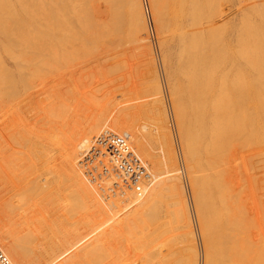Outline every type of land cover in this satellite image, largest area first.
Wrapping results in <instances>:
<instances>
[{"label":"bare ground","instance_id":"6f19581e","mask_svg":"<svg viewBox=\"0 0 264 264\" xmlns=\"http://www.w3.org/2000/svg\"><path fill=\"white\" fill-rule=\"evenodd\" d=\"M40 1L41 0H0V215L2 216V218L5 217V219L9 217L11 220H13V218L16 217L14 221L15 220L16 222L19 221L17 224L16 223L14 224V227L16 230L15 236H13L14 234L10 235L11 232L9 231H8L9 233H7V231L5 232V230H3V226L0 224V248L1 250L5 253V255L10 259V261L13 264H26L23 260L25 259V257L27 256L29 257V255H31L34 258L33 262L35 264H96V263L99 264L98 262H101L100 259H102L103 261V259L105 258L104 253L102 254L105 248L101 247V244L104 241L100 244V242L103 239H105L104 237L101 238L102 235L105 236V234H107L109 231H110L109 234L111 233V231L115 233L117 229L120 230V229L129 228L128 230H130L132 226H134V228L136 229L137 226L135 225H136L137 220L139 219L142 220L143 218L146 217V220L150 225L149 226L147 224L145 225L146 227L144 226V229H148L145 231L147 232V234H149L146 236L147 239L146 238H144L146 240L143 239V237H145V234L142 233L143 229L140 230L141 232H139L138 230V232L140 234L142 233V236L144 235L142 237L143 242L148 241V240L150 241V242L143 243L144 246L149 247L150 246L149 243L152 244L154 239L152 238L153 239L152 241L148 237H151L150 236L151 234L153 235L163 228L164 225H162V223L168 219V218L167 219L164 218L167 214H169L167 217H170L171 219L173 217L174 221L178 223L177 224L178 226L177 225L176 226L178 230L179 229L182 230L183 239L185 243L193 242L195 238H193L194 233L192 231V228L190 227V224H191L190 223V212H189L190 210L188 208V206H190L192 203L190 202L191 203L190 205L186 204L185 199H184V197H187L185 196L186 191H184L183 186H181V183H182L180 181L181 179L179 180V178L175 177L174 175V173L176 174L178 167L176 169L174 168L175 170L171 168V167H176L178 165H175L176 158L175 156H173V152L169 151L170 149L169 147L173 145V143L171 144L170 139H173V138H171L170 136L171 132L167 131L166 129L167 127L162 126L159 128L160 130L155 129L153 131L154 135H152L151 134L152 132H150L149 127H147L148 129H145L147 125L145 126L143 124V126L145 127L141 126L138 123V118L129 114L130 112L127 113L128 111L127 108H123L121 109L120 112H116L112 115H109V114L105 116L103 115V116H100V117H97L91 120L87 125H84V127L78 130L76 133H74L73 135L71 134L70 138L68 137L69 139H66L65 144L58 143L61 137L60 135L64 133L60 129L61 124H62L61 118H60L62 117L60 116V109L54 106V99L52 95H47V93L44 92L42 88L38 87V85H41V82L40 83L37 82L38 77H40L41 73L45 69H47L50 66L56 65L59 61L72 58L71 56H73V54L76 56L77 54L80 53L82 54L81 56H86L88 55L89 52H90L89 54H92L95 51V50L93 51L94 49L93 46L96 43V34H98L97 32L101 31L100 30L101 28L99 29V27H97V25L100 23L98 22L95 23L96 19H93L94 17L93 13L102 11L100 9L98 11L94 10L95 12L92 11L93 7L98 6L97 4L100 5L101 2L102 3L104 2V5L105 3H107L108 6L110 5L114 9V11L112 10L114 12V17H113L114 19H110L109 18L110 14H109L107 16L109 19L108 18L107 20L104 19L105 20L104 22H107L109 20V23L107 22V25H105L106 23L103 25L102 24L103 22L101 21L102 31L104 29L103 26L104 27L110 26L111 25L110 20L111 21L114 20L113 21L114 23H112L114 25V29L111 28L110 30L111 31L114 30L118 34L119 32H122L124 29H128L129 34H130V39H134L135 40L134 42H137V43L147 39L145 37L139 38L140 35H138V33L140 31H144L146 33V28L147 27L149 28L152 26V23H153L152 17L150 21L151 25L147 26L144 16H143V11H142L140 0H101V2L99 3H95V4L88 3V5L85 3L87 0H84L85 2L83 1L82 3H81L82 1L81 0L80 3L81 5L83 4L82 5L83 8H81V6L78 4L74 5L78 3L77 0H75L76 3H73L70 0L69 1L65 0V2L67 1L66 3L70 2L68 3L69 5L73 3L72 5H74L75 8L80 6L79 8L84 9L85 12L84 11L79 12L78 10L74 12L73 10L74 8H72L73 11L71 10V7L70 9L68 8L69 12L72 11L76 15V16L74 15V17L76 18L74 19V21H72L73 19L71 17L73 16V13L70 12L71 13V17H70V15H66L68 11L67 10L66 13L62 17H60L62 19L63 17L65 18V24H64L63 21L59 18L60 15H58L57 17V14H60V11H59L60 7L57 8L56 7L57 5L53 0L52 1L54 3H51V4H54V6H52L51 9H49L50 10L49 12L47 11L48 10L47 8H46L47 12L43 10V8L46 7L45 5H47L45 4V0H44L43 5H41L43 1H41L42 3H40ZM48 1L46 3H48ZM52 1H49L48 4H50V2ZM61 1L58 2L57 0V3L61 4ZM150 1H151V4L149 3L151 7L150 10H152L153 12L152 13L149 12V13H150V16H153V18L155 17L154 18L155 23L153 24H154V27L156 26L155 30L158 29V31L156 32H160L159 29H162V30L164 29L163 24H164L165 19H167L165 18V16L168 17L170 15L173 16V19L170 16L169 17L170 19L167 21V24L171 22L169 23L171 26L174 25L173 22L170 21L171 19L173 21L175 19L176 22L179 21L180 19L182 20L181 23L180 21L179 23L177 22L179 24L178 27L174 25L177 27L175 29L173 28L174 32L175 30L177 31L179 29H182V30L184 29L183 33H182V30H180L181 33L179 34L178 38L177 36H175V38H177L175 42H177L178 40L179 43L178 42L177 43L180 45L178 50L181 49V51L179 50L180 52H178V50H176L177 48L176 47L174 48L178 54L177 55L176 52H175L176 55L174 54L177 57V60L175 61V63L173 62L174 61L173 59L174 58L176 59V57L174 56L173 58V54H172V50L174 49L168 45L172 43L171 45L173 46V42H170L171 37L170 36H169L170 38L168 37L169 34L172 36L173 33L169 32L170 30L167 29L168 25H166L165 26L167 27L166 30H169L168 31L169 33L167 32L168 33L167 38H169L168 39L169 42L166 40L168 43L164 42L165 39L162 40L165 35H162V33H160L161 36H163V38L161 39L162 44L165 43V46L168 45L167 47H165L167 49V52H166V49L163 47L166 54L165 55L163 54L164 55L163 56L160 53L161 54L160 58L165 57L164 65L165 63H167L168 67L167 66L166 67L167 69L169 68L168 70H170V71L167 70V72H170V75L167 74V76L170 77L169 81L171 79L170 84H169L171 87H169L166 82L167 85L165 86V88L167 87V90L166 89L165 90L167 92L169 91L170 96L168 93L167 95L169 96L168 99H170L172 103L171 107L170 106L167 107V108L172 109V111H170L171 115L168 113L169 109L166 110V108L164 107L166 104L165 105L162 104L163 107L160 105V108L162 107L161 109L163 111L162 118H163V121L164 120L166 121L169 119V115H170L173 121L176 123L175 127L176 128L178 127V134L181 137L179 139L182 140L181 143L183 146V148L181 146L182 150L180 148L178 149H180L181 152H183V154L181 153L183 155L182 158L184 157V160H186V163H187V165L185 164L184 165L187 166L189 175L187 173H184V174L188 175L187 179H189L190 177L189 180H191L192 189L190 188V190H192L191 192L193 195H190L192 197L190 198L192 199L191 200L192 202L194 199L195 209L194 207L192 208L193 210H196V211H193V214L194 212H195L194 215L197 214V216L195 217H197L198 220L195 217L193 218H195L197 223H199V224H196V226L197 225L200 226L199 229L201 233L200 234L201 236H199V238L201 239V241L199 240L201 242L200 243L201 244L200 254L198 253V250L196 249L195 245L191 243L190 249L188 248L189 254L188 253L186 254L187 258L183 259L184 263L183 261L182 263L183 264H264V250L262 251V249L258 247V250H259V254H258V253H254V250L252 248L255 243H258V241L256 240L254 243H252L254 241V240L251 241L252 237H249L250 241L246 240L249 238L245 234L247 237L244 235L246 237V238L244 237V239L247 242L246 244H244L245 240L241 239V236L238 235L236 232V231L239 232V230L237 229L240 226H244V224L241 225V223H243V219L245 217L244 214H246L245 209H244L245 211L244 213L243 209L241 210L240 208L239 209L241 210L240 212H243L241 213L242 215L240 216V213H239L237 214L235 219H232L233 221L230 220L232 215L233 214L235 215V213H233L235 211V206L236 208H238L237 207L238 204H237L234 206V211L232 210L233 204H235L236 199H238V197L236 196L237 194L234 195V193H239L242 191L234 192L233 191L234 187L232 186V184H230L231 186L228 185L229 184L228 180L229 179L230 181H235V180L232 178H229L230 175L228 177L229 179L228 178L225 179V177H227L228 175L225 174V177L223 175L224 179L228 183L226 184L228 185L227 190L231 191V189L229 188H232V191H233L232 197L235 196L236 198L235 201L233 198H231L233 199L234 203L232 201L230 203L229 197L231 196H229V192H226L227 186L224 184L226 183V181L223 178H220L219 176L224 171L222 172L214 171L215 167L218 166L216 162L218 163L221 162V160L220 162L216 161L217 158L221 156V158L223 159L222 157L223 155L222 154L218 155V153L220 151L222 152L223 149H224L223 150V153H224V151L226 150L225 148H223L222 150L220 149L223 146L228 147V145L225 146V143L234 145V143L233 144L229 143L227 135L229 136L230 133L232 134L234 133L239 138L242 137L243 140L244 138L250 139L251 141L255 143L253 139L260 138V136L257 137V135L260 133H264V108L257 106L258 105L257 101H259L260 98L258 100L256 99L255 92H253L252 90V85H251L252 82L250 83V80H249V76L251 74L250 73L251 71L249 70L250 69L253 70V69L252 67L250 68V63L248 61H245L246 59H248L247 57L252 56L254 54H257L259 56H261L262 54L264 57L263 29H260L259 26H257V24H255L256 26H253L254 24L253 25L250 24V22L246 20L247 18L245 19V21L243 20V24L241 26L242 31L237 37V42H236L237 43L236 46L240 47V49L235 51L232 49V46L230 44L232 43V41H228L226 39L228 35L232 34V33L229 34L228 31H230V29L234 27L233 26L230 27L232 25V22H230L231 25L226 23L230 25L229 30L226 31L228 33L227 36L225 35L227 33L224 30L223 31L225 33L223 34L225 36H223V34H220V35L218 34V36H214L215 33L213 31H209V35L212 34V32L214 33L211 35V39H210L211 44H210V51H209V49H207V45L209 44L210 41L206 38L205 33H203V31L201 30V26L199 27L198 23L205 22L209 18V16H210L209 19L211 20H207V22L215 23V20L219 21L224 16L222 15L221 10L218 8L219 6L215 8L216 2H217V5H219L218 1L216 0H206V1H202V0H183L182 1L180 0L179 5H183L182 6L183 10L181 9L182 8L181 6L180 8H177V9L176 7L173 10L171 9L172 11H175V9L177 11L181 9L179 15L177 11L175 13L173 12L172 14L167 13L170 11H165L167 13V14L165 13V16L164 15L161 16L163 14L162 11H161L162 14L160 13L161 15L160 14L158 15L159 12L156 11L157 9L156 3L158 1L155 2V4L153 2L155 0H150ZM221 1H219V3ZM161 2H162L161 8H165L166 6L169 5V1L167 3L168 5L164 1H161ZM203 2H205L206 5H203L204 4ZM228 2L229 1L226 2V0H224L223 3H228ZM248 2H249L248 6L252 7L251 9H253L255 6H256L255 9H257V6H260V8L262 6L263 10L259 12L264 13V0H248ZM164 3L166 4L165 7H164ZM223 3L221 6L224 5ZM39 5L44 6V7H41L40 12L39 10L36 11L39 8L38 7ZM172 6L173 5H170L171 8ZM201 6H203V9ZM54 7H56L57 11L59 12L56 15H54L56 16L55 18L58 21L56 19L54 20L52 19L54 18V16L52 18L51 16H49L52 14V12L56 11ZM205 7H207L208 14L206 12L207 10ZM102 9L104 11V8ZM165 9H168V7H166ZM201 9L202 11L206 10L205 12L207 15L205 14V12L202 13ZM61 10H64V9H61ZM26 11H29V12H26ZM103 11L97 14L103 15L105 14V12H107V10H105V12ZM246 11L248 12L250 11V9ZM41 12H42L41 17L43 13H48L47 15L44 14V17L47 16L45 18L49 19L50 21L53 20L52 23H54V21L55 22L57 21L55 23L57 24L59 20L65 26H67V24L69 23H73V29L72 28L70 29L69 26L66 29H64L65 26L63 28V25L61 27V24L59 23L58 25L64 30L58 32L57 31L58 28L56 26L55 30L57 32H55V30H52L55 28L54 27L55 25L53 26V28H51L52 25L49 24V22H47L48 20L45 21L44 17H42L44 21L41 20V17H39V14ZM154 12H157V15L159 17L154 16L156 15ZM107 13H109V11ZM202 14L208 17L202 18L201 16ZM98 15L96 16V18L99 17ZM66 16L70 17L71 19L70 22L69 21L67 22V20L69 19L68 18L66 19ZM79 16H80V21L78 22L77 20H79L78 19ZM160 16L164 17V21ZM231 16H229V18H231ZM176 17L180 19L178 20ZM159 18H161V22H159V24L163 22L162 24L163 26L159 25L160 28L157 26L158 25L157 23L159 21L157 19ZM201 18L203 19V22ZM204 18L206 20H204ZM261 20H263V23H264V15H262V19H260V21ZM39 21H42V22H39ZM75 21H77L76 23H79L77 24L78 26L77 28H76V24H74ZM196 21H198V23ZM227 21L228 20H226V22ZM45 22H47V25L51 26V27L48 26V28L50 27L51 31L52 32L54 31V33H52L50 30L48 31L47 29H44L46 27L43 28L42 26H40V23L42 24L44 23L46 26ZM226 24L224 22L225 27H226ZM200 25H203V24H200ZM60 27H59V30L61 29ZM70 27L72 26L70 25ZM96 27L99 29V31H97L98 29ZM67 29L69 30V32L70 31L73 32L74 29H76L74 33L76 32L78 35H75L76 33L75 34L72 33L74 37L73 35H71V33L67 35V33L65 32V31H68ZM77 29H81L82 33L79 34V31L77 32ZM105 29L104 31H106ZM107 30H108L107 33L100 32L102 35H104V37L102 35L100 36V37H103L100 39L101 41L102 39L105 38V36H109L108 33H111L109 29ZM62 32L65 33V34L63 33L64 35H67L66 38L69 37L71 40L64 39L65 36L63 37V34L62 36L58 35L59 37H62L63 39L59 38L58 36L56 37L53 35L55 33L60 34ZM99 35L100 34H98L97 36ZM111 35L114 36L113 34ZM153 35L156 36V34H153ZM159 36L160 35L158 34L157 38ZM173 36H172V41L173 39L175 40ZM97 40H98L97 42H99V39ZM101 41L99 42V44L101 43ZM157 43L155 42V44L157 45L156 49H161L162 46L159 47ZM178 44L176 46H178ZM90 45L92 46V50L90 49L91 48ZM138 45L139 47L142 46V44H138ZM144 46L146 45H143V47ZM247 46L249 47L247 48ZM84 52L86 53L83 55ZM99 52L101 51L98 50V53ZM105 54H108V53H105ZM149 56H150L149 64L151 63L150 67L152 68L150 70L151 77L153 80L152 86H154L155 90H153L154 89L153 87H152L153 89L152 88L151 89L154 91V94L156 92V96L159 97L158 93L162 91L161 85L163 83L160 85L159 80H158V75L154 67L155 65L152 62L153 58L151 59V54ZM75 58L77 59V57ZM162 60L160 61L161 64H162ZM263 63H264V60H263ZM251 65H253V67L256 68L255 67L256 64L251 63ZM248 72L250 74H248ZM161 73H164L165 75L166 74L165 69L162 70ZM165 77L166 76H164L163 80L166 79ZM168 87H169V90H168ZM255 88L257 87L255 86ZM262 90H263V87H262ZM261 93L262 92H260L259 95H261ZM160 97L162 96L160 95ZM155 98L156 97H154L153 103L156 102L157 100V99L155 100ZM153 103L151 102V106H154V104H156V103L154 104ZM158 104H160V100ZM156 110L158 112V108L157 109L155 108V111ZM157 112H154V113H157ZM158 114L157 116H160L161 113L159 115ZM157 116L155 114V117ZM158 124L160 125L159 120H158ZM101 128H107V130H110L115 133L128 134L130 136V142H131L132 148H135V150L138 152V155L144 158L147 164L151 165L150 169L152 168V170L154 171L153 174H157L156 176H153L151 174V176H153V179L154 177L155 179L156 178L158 179L155 180L156 181L155 183L153 181V183L149 185L143 197L138 198L133 193H126L123 197L115 196V197H110L109 199L105 200L101 198L97 189L91 184H89L84 178V176L82 175V172L80 171L79 166H78V161L80 160V156L82 155V152L84 150H87L88 148L87 146L91 143V140H92L91 136L97 133L99 134L101 131L105 130ZM262 137L263 138H260V139H264V136ZM151 139H154L155 140L154 143L157 144L158 147L163 150L162 154H160L161 150H159L160 152L158 153L160 155L153 154L150 151V149L148 148V145H149L148 142H150ZM260 139H258V141ZM230 142H233V140ZM247 143H250V141ZM261 143L258 142V144L260 145ZM256 145L254 144L253 146H256ZM242 147H244V145H242ZM245 148L247 149V147ZM229 149L230 147L228 148V150L225 151L226 152L225 156H227L226 154H227V151H229ZM233 149L231 152H233ZM55 153H57L56 157H54ZM178 153H180V151H178ZM261 154L263 155L264 153L261 152ZM261 154L258 155L260 159L263 158ZM258 156H256L255 159H257ZM227 159L225 160L224 158L226 162H227ZM180 160L183 161V159H180ZM225 161L224 163L221 162V165L222 164L226 165ZM249 161L250 160H248V162ZM183 163H185V161H183ZM252 163H253V160H252ZM262 163L264 164V159H262ZM255 164H256V161L254 165ZM225 165H222V166H225ZM228 165L230 164L227 162V167ZM260 165L262 164L260 163ZM185 166L184 168H186ZM57 167L65 169L66 171L65 175L68 176V179L70 181V185L72 188L71 191L79 198V200L82 201V203H90L91 206L95 208L99 213H104L106 217H108V221L110 223L111 222L115 223L116 227H113L112 225L108 229L106 228L107 230L104 229L106 231L98 232L99 235L97 234V236L99 237H94V239H92L93 238L92 237L91 238L92 240H90L89 242H86V237L88 236V235L86 236L87 232L84 233L85 234L84 235L81 230L86 231L88 224H86V229H82L83 226H80V228L82 227L80 231L78 230V228L73 226L74 224H76L74 223L75 222L74 218L76 217V220H79V218L77 219L78 216L77 215L75 216V214L77 213L74 212L76 210L74 207L77 205L74 204L73 205L74 207L72 205H69L70 207L60 206V209H59L60 213L58 214V217H57L58 225L62 226L63 228H66V226L69 224L67 220L70 218L71 215H73L75 217L71 216L70 218L71 220L74 219V222L71 221V223H74L72 224L73 229H70L71 228V226L69 227V225L71 224L70 223L68 225V228L70 230L66 228L64 229L63 232L61 231L59 232L60 236L56 234L54 238H49V233L52 231L51 226L49 223L46 222L45 219H42L43 218L42 216L40 218L39 214L36 213L37 207L33 204V201L38 198V195H42L43 197L50 198L53 194L57 193L54 189H50L51 183L56 182V180L58 181L59 174H60V177L61 175H63V173L61 172L54 171L53 173L52 169H55ZM167 167L168 169L171 168V170L169 169L168 171H166L165 169L166 172L163 171L164 168H167ZM222 168L223 169L221 170H229V169H226V167H222ZM204 169L207 170L208 173L206 172V174H203L202 172L205 171ZM250 169L251 167H248V171ZM251 170L249 171V174L252 173ZM151 171L149 170V172ZM256 171H258L257 168H256ZM238 173L239 172H237L236 174L237 178H235L234 176L236 175L233 176V174H232V177H234L235 179H238L240 176ZM227 174L229 173L227 172ZM220 179L224 180V182L223 181L221 182H223V184L226 186L225 188L221 184ZM239 182L240 181H238V183ZM189 183L190 181H188L185 184H189ZM233 183H236V182H233ZM242 184L244 183H241V185ZM242 186L239 185L238 187H242ZM252 187H253V184H252ZM258 192H257V195L259 196ZM260 193H262L261 190H260ZM260 195H263V193ZM238 196H240V194H238ZM243 196L245 199L246 195H243ZM165 197H167V200L168 198H170V201H171V202H168V201L166 202L167 206L170 205L173 207L172 211H171L172 207H170V211H168L169 209L167 210L168 213L166 210L165 212L164 210L162 211V209L168 208V207L163 208V206L165 205L161 204L165 202V199H162ZM258 198H260V196ZM161 200H164V201L162 202ZM245 200H248L247 196ZM248 201H244V203L246 202L248 203ZM258 203H260L259 200H258ZM160 204L162 206H160ZM27 206L29 207V209ZM71 206L73 207V210ZM158 206L159 208L162 207V209H160L162 211V214L167 213V214H164L165 216L163 215L162 220L166 219V220H163V222H161L160 217L162 215H161V211L159 212L158 210ZM247 206L249 207V205ZM23 207L27 209L25 211H28L30 216L28 214L27 215L24 214L25 218H22L21 216H19L22 213L18 214V211L21 212L20 211L21 209L24 210ZM71 210L73 211V214L70 215L69 212L72 213ZM260 210H264L263 206H262V209H259V211ZM169 212L171 213L172 217L170 216ZM26 216L28 217L26 218ZM117 216L118 218L119 216L121 217L123 216L121 218L123 220V223H120L121 220L120 222H118L119 219L117 218H116L117 220L115 221V217ZM241 217H243V219H241ZM171 219L169 221H171ZM263 219L264 218H262V220ZM2 221L3 220L1 219V222ZM167 221H166V224L165 223L164 224L168 227L169 221H168V224H167ZM249 221L252 222L251 219ZM65 222L68 223L66 224V226L64 225ZM83 222L81 221V225ZM251 222H249V227H247L246 225V228H244L245 226L243 228L242 227L240 228L241 233L244 234L245 232L250 230L249 229L250 226L253 225L251 224ZM86 223H88V219ZM77 224H79V222ZM89 224L91 225V223ZM262 224L264 226V223ZM79 225L78 226L76 225V226L79 227ZM231 226L234 227V230H236V231H233L232 229L231 234L235 232L236 233L235 235H238V238L232 237L231 234H229L231 237L228 236L227 231L230 229ZM88 228H91V227H88ZM138 229H141V227ZM175 229H174V232H175ZM242 229L244 230L246 229V231L243 232ZM178 230L176 229V231ZM164 231H166L165 233L167 236V230H163L162 232H160V234L159 233L158 234L161 235L162 237L164 235ZM121 233H124V232H121ZM135 233L136 232L134 231V234ZM161 233H163V235ZM225 233L227 235H225ZM118 234L114 236L116 237L118 236ZM110 235L113 240L114 238L113 235L112 234ZM127 235L130 236L129 231ZM248 235H249V232H248ZM109 236L108 237L106 236V237L110 240L111 238ZM124 237L126 236H123L122 238L123 241L122 239H120L121 241L119 240V242H124L126 239V238L124 239ZM131 237H129V240L131 239ZM175 237L176 236H174L173 238ZM259 237L261 236L259 235ZM119 238L120 237H118V239ZM154 238H157V237H154ZM262 239L263 238H261V240ZM114 240L116 242L117 239L115 238ZM109 242L107 241L106 243L108 244H105V245H108V247H110ZM125 242L123 243L124 245H125ZM128 242H131V240ZM248 242L252 243L250 244L252 246H249V248L247 246H244V245H248ZM126 244L128 245L129 243H126ZM134 244L142 245L139 243L137 244L134 243ZM263 244H261V246H263L264 248ZM115 245L113 244L111 248L113 249L114 246L117 248L119 247L117 246L119 244H115ZM135 245H133V247ZM102 246H104V244ZM254 246L256 247V244ZM125 247L126 246H124V248ZM142 247L143 246H141L140 248ZM121 248L122 247L120 246V248L118 249H121ZM129 248L130 250L131 249L132 250L130 251ZM129 248L128 250L126 249L124 250L128 252L130 251L129 254L130 253L133 254V249H135L136 247L132 248V246L129 245ZM183 249H187V248H183ZM137 250H139V248L136 249L135 251ZM250 250H252L253 252L252 251L251 252L254 254H251L249 252ZM260 250H261V253H260ZM109 251L112 252L111 250ZM142 251L144 252V254L143 252H141V249L138 251V252H141L142 255H139V253L137 252H134V254L137 253L136 255L131 254L130 256L128 254L130 256V259L129 261H127L126 264H161L160 259H162L163 257L164 259L166 258V255L160 257V252L158 250L150 251L149 249H146V250L142 249ZM255 251H257V249ZM110 252L108 253L105 252V253H107V256H109ZM115 252H116V249L112 253H115ZM167 252L168 251H166V253ZM184 252H187V251L184 250ZM99 253L103 256V258L101 257ZM123 253L121 252L122 255H125ZM127 253L125 257L127 256ZM98 254L100 255L99 257H98ZM260 254H262L263 256H261ZM117 255L118 254L116 253V256ZM122 255H121V258H122ZM171 256H172V253H171ZM118 257L119 259H121L120 256ZM125 257L123 256L124 260H125ZM114 258H115V255H114ZM171 258L173 260V256ZM108 259L110 260V256ZM109 260L108 262H111ZM116 261H113V262H116ZM125 262L126 261H124L123 263ZM102 263L107 264V262L105 261ZM115 264H117V262ZM175 264H176V261H175Z\"/></svg>","mask_w":264,"mask_h":264},{"label":"rangeland","instance_id":"374dc122","mask_svg":"<svg viewBox=\"0 0 264 264\" xmlns=\"http://www.w3.org/2000/svg\"><path fill=\"white\" fill-rule=\"evenodd\" d=\"M41 1H43V3L41 2ZM40 1V3H42L41 5H43L44 4V0H41ZM48 0H45V4H47V5H45L46 7H44V6H41V5H39L37 8V10L36 11H38L39 10V12H40V9H41V7H44L43 8V10H45V12H49L50 10L49 9H51V7L52 6H54V4H51V3H56V7L57 8H59L58 10L60 11V14H57V13H59L58 11H57V9H56V7H54L55 9H56V11H54V12H52V14L51 15H49V16H51V18L54 16V15H56L57 14V17H58V15H60L59 16V18L60 17H62L65 13H66V11H67V13H66V15H70V17H71V13L70 12H72L73 10H74V12H76V10H78L79 12L81 11H84V9H80L79 7L81 6V8H83L82 7V5H81V3L84 1V0H77V2L78 3H76V1L74 2V1H72V0H70L71 2H73V3H76V4H74V5H80V6H78V7H76L75 8V6L74 5H72V4H68V3H70V2H68V3H66L65 2V0H63V1H61V0H58V2H60L61 1V4H59V3H57V0H49V1H52V2H50V4H48L49 3V1H48V3H46ZM69 1V0H68ZM80 1H81V3H80ZM159 3H158V2ZM161 1H164L166 4L168 3V1H169V5L168 6H166V4L164 3V7L166 6V7H168V9H169V7H170V5H173L172 6V8L170 7V9L168 10V9H165V8H161V5H162V2ZM171 0H155V1H153L154 2V4H155V2H157L156 3V11L157 12H159L158 13V15L161 13V11H162V15L161 16H165V11H170V12H167V13H175L177 10V8H180V6L182 7L183 5H179L180 3V0H172L171 2H170ZM183 1V0H182ZM202 1H206V0H202ZM216 1H218V4L219 5H217V2H216V6H215V8H217V6H219L218 8L221 10V13H222V15H224L219 21L218 20H215V23L214 22H207V20H211V19H209L210 18V16H209V18L206 20L205 18H207L208 16H206L207 14H208V10H207V7H205L206 8V12H207V14H206V12L205 11H202V9H203V6H201L202 7V9H201V11H202V13L203 12H205V14L206 15H201L202 16V18L203 17H205L204 18V20H206L205 22H203V19L201 18V20H202V22L203 23H201L200 22V20H199V22L200 23H198V21H196L198 24H199V27L201 26V30L203 31V33H205V36H206V38L210 41V39H211V35L212 34H214V36H218V34L220 35V34H223V33H225L227 30H229V26L231 25L230 24V22H232V25L230 26V27H234V28H232V29H230V31H228V33L230 34V33H232V34H230V35H228V33L227 34H225L226 36H227V40L228 41H232V43H230L231 44V46H232V49L233 50H235V51H237V50H239L240 49V47H237L236 45H237V37L239 36V34H240V32L242 31V24H243V20L245 21V19L247 20V21H249L250 22V24H254L253 26H256L255 24H257V26H259V28L260 29H263V32H264V23H263V20H261L260 21V19H262V15H264V13L263 12H259V11H261V10H263V8H262V6H261V8H260V6H257V9H255L256 8V6L253 8V9H251L252 7L251 6H248V0H226V2L227 1H229L228 3H223L224 2V0H216ZM219 1H221L220 3H219ZM62 2H64V3H62ZM85 2V1H84ZM99 2H101V0H87L85 3L88 5V3L89 4H95V3H99ZM140 2H141V7H142V11H143V16H144V19H145V22H146V24H147V26L149 25H151L150 24V21H151V17H152V21H153V23H155V21H154V18H153V16H150V13H152L153 11L152 10H150L151 9V7H150V4H151V1L149 0H140ZM176 3V4H174V3ZM67 5H69V6H67ZM80 3V4H79ZM102 3V2H101ZM100 3V5L99 4H97L98 6V8L97 7H93L92 9V11L93 12H95L94 10H96V11H98L99 9L100 10H102L103 11V9L102 8H104V11L103 12H105V10H107V12L109 11V13H107V12H105V14H101V15H98L97 13H99V12H102V11H98V12H96V13H93L94 15V17H93V19H96V21H95V23H100V24H98L97 25V27H99V29L101 30L100 32L101 33H107V29H114V25L112 24V23H114L113 21L114 20H110V26H103V28L106 30V31H104V29H103V31H102V25H101V21L103 22L102 24L104 25L105 23V25H107V22L109 23V20L107 21V22H104L105 20H107V16L109 15V18L110 19H114L113 17H114V9L109 5L108 6V4L107 3H105V5H104V2L101 4ZM150 3V4H149ZM182 3H184V2H182ZM204 4L203 5H206V3L205 2H203ZM222 3L224 4L223 6H221L222 5ZM178 4V5H177ZM228 6H227V5ZM63 7H62V6ZM104 5V6H103ZM202 5V4H201ZM67 6V7H66ZM74 6V7H73ZM102 6V7H101ZM178 6V7H177ZM50 7V8H49ZM70 7H71V10H72V8H74L72 11H70L69 12V9H70ZM112 9H111V8ZM150 7V8H149ZM163 7V6H162ZM176 7V9H175V11H172L174 8ZM226 7H228V8H226ZM230 7V8H229ZM259 7V8H258ZM46 8L48 9L47 11H46ZM53 8V9H54ZM69 8V9H68ZM95 8H97V9H95ZM221 8H223V9H221ZM52 9V10H53ZM54 9V10H55ZM61 9H64V10H61ZM165 9V10H164ZM172 9V10H171ZM182 10H183V7L181 8ZM181 9H179L178 11H177V13H178V15H179V13H180V11H181ZM208 9H210V8H208ZM227 9H229V10H227ZM249 10L250 9V11H246V10ZM113 10V11H112ZM42 11V10H41ZM61 11H63V12H61ZM26 12H29V11H26ZM85 12V11H84ZM113 12V13H112ZM150 12V13H149ZM157 12H154L156 15H154V16H158L157 15ZM227 12V13H226ZM61 13H63V14H61ZM68 13H70V14H68ZM73 13V12H72ZM107 13V14H106ZM166 13V14H167ZM231 13V14H230ZM250 13V14H249ZM41 14H42V12L39 14V17H41ZM44 14H48V13H43V15H42V17H44ZM81 14V13H80ZM74 13H73V16L71 17L73 20L72 21H74V19L76 18V17H74ZM99 16V17H97L96 18V16ZM152 15V14H151ZM168 15H170V14H168ZM167 15V16H168ZM177 15V16H178ZM232 15V16H231ZM251 15V16H250ZM253 15V16H252ZM76 16V15H75ZM102 16V17H101ZM160 16V17H161ZM171 16V18L173 19V16L172 15H170ZM170 16H168V17H166L165 16V18H167V19H165V21H164V17H161L162 19H163V21H164V24H163V22L162 23H160L159 24V22H161V18H159V19H157V20H159L158 21V27H159V25L160 26H163L164 25V29L162 30V29H159V31L160 32H156V31H158V29L157 30H155L156 28V26L154 27V24L152 23V26L151 27H147L146 28V33L144 32V31H140L139 33H138V35H140L139 36V38H141V37H145V38H147L146 40H144V41H140V42H134L135 40L134 39H130V34H129V31H128V29H124L122 32H119L118 34L116 33H114L113 31H111L110 30V32L111 33H108V35L109 36H105V38L104 39H102V41L100 40L101 38H103L104 37V35H102L100 32H97L98 34H100L99 36H97L98 34H96V43L94 44V49H93V53L92 54H89L88 52V55H86V56H81L82 54H80V56H79V54H77L76 56L73 54V56H71L72 58H68V59H64V60H62V61H59L56 65H53V66H50V67H48L47 69H45L42 73H41V75H40V77H38V80H37V82L38 83H40L41 82V85H38V87L39 88H42V90L44 91V92H46L47 93V95H52V97H53V99H54V106H56L58 109H60V116H62V117H60L61 118V127H60V129H61V131H63L64 133H62L60 136L62 137H60V139H59V142L58 143H63V144H65L66 143V139H69L70 138V135L72 134H74V133H76L78 130H80L81 128H83L84 127V125H87L91 120H93V119H95V118H97V117H100V116H105V115H112V114H114V113H116V112H120L121 111V109H123V108H127V113H129V114H131V115H133V116H135L136 118H138V123L141 125V126H143V124L146 126H143V127H145V129H148L147 127H149V130H150V132H152L151 134L152 135H154V133H153V131L155 130V129H159L160 127H162V126H166L167 128V131H169V132H171V138H173V139H170V141H171V144L173 143V145H171L169 148L171 149H169V151H171V152H173V156H175V158H176V163H175V165H178V166H176V167H171L172 169H176L177 167V171H176V174L174 173V175H175V177H178L179 178V180L182 182H180L181 183V186H183V188H184V191H186L185 192V196H187V197H184V199H185V202H186V204L187 205H190L191 203L193 204H191L190 206H188V208H189V212H190V227L192 228V231H193V238H195V240L193 241V242H190V243H185V241H184V239H183V233H182V230L181 229H179L178 230V228H177V222H175L174 221V219H173V217H172V215H171V213H170V216L172 217V219L170 218V217H167L169 214H167L168 213V211H170V207H172V206H167V201L168 202H171L170 201V198H168V200H167V197H165V198H162V199H165V202H163L164 200H161L163 203H165V204H163V203H161L162 205H165V206H163V208H167V209H162V207L161 208H159V206H158V210H159V212L161 211L160 209H162V211L164 210V212H165V210L167 211L168 209V211H167V213H164V214H167L166 216L164 215V214H162V211H161V222H163V220H166L167 218V220L169 221L170 219H171V221H169V225H168V227L165 225L166 224V221L165 222H163L162 223V225H164L163 226V228L160 230V231H158V232H156L155 234H151L150 236L151 237H148L149 239H151L152 241H153V239H154V241L152 242V244H150L149 243V245L151 246H149V247H146V246H144L143 245V243H145V242H150L149 240L148 241H145V242H143V239L144 238H146V236L147 235H149V234H147V232H145L146 230H148V229H144V226L145 225H149V223L147 222V220H146V217L145 218H143L142 220H137V222H136V225L135 226H137L138 228H140L141 227V229H138L137 227H136V229L134 228V226H132L131 227V229L130 230H128L127 228L126 229H117L116 231H115V233L114 232H112L111 231V233L110 234H112L113 235V240H112V237H111V235L109 234V232L107 233V234H109V235H107V234H105V236L104 235H102L101 236V238L102 237H104L105 239L109 236L111 239V241L107 238L106 240L109 242V246L110 247H108V245H105V244H108V243H106L107 241L105 240V239H101L100 241V244H101V247H104L105 249V252H110L109 250H111L112 252H114L115 251V249H116V252L115 253H112V252H110V260L108 259L109 258V256H107V253H105L104 252V250H103V248H102V250H103V252H102V254L104 253V259H103V261H102V259H100V261L101 262H98L99 264H106V263H102V262H107V264H115L116 262H117V264H120V263H122V264H126L127 263V261H129V259H130V256H131V254L132 253H130L129 254V252L132 250H130V248H129V245L130 246H132V248H135V249H133V254H134V252H137V253H139V255H142V253L141 252H143L142 251V249H149L150 251L152 250V251H156V250H158L159 252H160V257L161 256H165L166 255V258L164 259V257L162 258V259H160L161 261H160V263L161 264H175V261H176V264H183L184 263V261H183V259H185V258H187V256H186V254L188 253L189 254V249H190V245H191V243H193L194 245H195V247H196V249L198 250V253L200 254V252H201V239L199 238V236H201L200 234V226H196V224H199V223H197V221H196V219L198 220V218L197 217H195V216H197V214L196 215H194L195 214V212H194V214H193V211H196V210H193V208L192 207H194V209H195V206H194V199H193V202L191 201L192 199V197L190 196V195H193L192 194V190H190V188L192 189V187H191V180H189L190 179V177H189V179H187L188 178V175H189V173H188V170H187V166H185V165H187V163H186V160H184V157L182 158V154H183V152H181V150H182V148H183V146H182V143H181V139H179V138H181L180 136H179V134H178V127L176 128L175 126V122L173 121V119L171 118V113H170V111H172V109L171 108H167V107H171V105H172V103H171V100L170 99H168L169 98V96H170V94H169V91L167 92L166 90H167V87L165 88V86L168 84V86L169 87H171L169 84H170V81H171V79H170V81H169V76H167V74H169L170 75V72H167V70L169 69H167V63H165V65H164V59H165V57L163 58V57H161L160 58V56H161V54L163 55H165L166 54V52H167V49L165 48V47H167L168 45L171 47V48H177L176 50H178V48H179V42H178V40H177V42H175L176 41V39L178 38V36H179V34L181 33V31L180 30H182V29H179V30H175V32H177V33H175L174 32V29L175 28H177L178 26H179V21H180V23H181V19L179 20L177 17V19L179 20V21H177L176 22V20L174 19V21L171 19L170 21H172L173 22V24L174 25H176V26H174V25H172V26H174V27H172L169 23H171V22H169L168 24H167V21L170 19L169 17ZM229 16H231V18H229ZM41 17V20H43V18ZM45 17H47V16H45ZM44 17V18H45ZM56 16H54V18H52L53 20L54 19H56L55 18ZM70 17H68V16H66V19L68 18L69 20H67V22L69 21L70 22ZM101 17V18H100ZM159 17V16H158ZM157 17V18H158ZM179 17V16H178ZM252 17V18H251ZM48 18H50V17H48ZM58 18V19H59ZM78 18V17H77ZM98 18H100V19H102V20H100V19H98ZM108 18V19H109ZM62 21H63V23L65 24V18L63 17V19L62 18H60ZM79 20H77L78 22L80 21V16H79V18H78ZM105 19V20H104ZM231 21H230V20ZM48 20V21H47ZM52 20V21H53ZM57 20V19H56ZM226 20H228L227 22H226ZM44 21V20H43ZM45 21H47V22H49V24H51L52 25V27L50 26V25H47V22H45L46 23V26H45V24L43 23H40V26H42L43 28L44 27H46V28H44V29H47L48 31L50 30L51 31V28H53V26L55 27L54 29H52V30H55L56 29V26H57V28H58V32H60V31H63L64 29H66L68 26H69V28L71 29H73V23H69L72 27H70V25L69 24H67V26H65V25H63L61 22H60V20H59V22L57 23V24H55L56 22L54 21V23H52V21H50L49 19H47V18H45ZM77 21H75L74 22V24H76V28L78 27L77 26V24H79V23H76ZM242 21V22H241ZM254 21H256V22H254ZM39 22H42V21H39ZM177 24H176V23ZM218 22V23H217ZM222 22V23H221ZM224 22H225V24L226 23H228V24H230V25H228V24H226V27H225V25H224ZM248 22V23H249ZM61 24V27H62V25H63V28H64V26H65V28L63 29V28H61L58 24ZM81 23V22H80ZM205 23H206V25H205ZM42 24V25H41ZM163 24V25H162ZM200 24H203V25H200ZM214 24V25H213ZM44 25V26H43ZM101 25V26H100ZM156 25V24H155ZM166 25H168L167 27H165ZM169 25H170V27H169ZM48 26H50L49 28H48ZM75 26V25H74ZM83 26V25H82ZM81 26V27H82ZM224 26V27H223ZM59 27L62 29H60L59 30ZM81 27H79V28H81ZM96 27V28H97ZM172 27V28H171ZM68 28V29H69ZM75 28V27H74ZM154 28V29H153ZM160 28V27H159ZM166 28L167 29H169V30H166ZM174 28V29H173ZM67 29V30H68ZM98 29V28H97ZM96 29V30H97ZM99 29L97 30V31H99ZM171 29H172V31H171ZM76 29H74V31H75ZM155 30V31H154ZM164 30H166V31H164ZM184 30V29H183ZM183 30H182V33H183ZM216 30V31H215ZM225 32H224V31ZM238 30H240V31H238ZM56 30H55V32H57ZM73 31V30H72ZM74 31L73 32H69V30L68 31H65L66 33H67V35H69L70 33H71V35H73L72 33H74ZM79 31V34L80 33H82V31H81V29H77V32ZM162 31V32H161ZM171 32V33H173L172 34V36H173V38H175V36H177V38H175V40L173 39V41H172V36L169 34L168 35V33L169 32ZM209 31H213L212 32V34H210L209 35ZM52 32V31H51ZM51 32H49V33H51ZM155 32V33H154ZM168 32V33H167ZM208 32V33H207ZM52 33H54V31L52 32ZM64 32H62V33H55V34H53L54 36H62V34H63ZM76 33V32H75ZM74 33V34H75ZM160 33H162V35H165L166 36V38H165V36H164V38H163V36H161V34ZM163 33H165V34H163ZM207 33V34H206ZM217 33V34H216ZM65 34V33H64ZM63 34V37H64V39H67V40H71L69 37H67L66 38V36L67 35H64ZM111 34H113L114 36H112ZM153 34H156V36H154ZM160 35L158 38H157V35ZM177 34V35H176ZM75 35H78L77 33L75 34ZM103 36V37H100V36ZM167 35H168V37L171 39L170 40V42H173V46L171 45L172 43H170V44H166L167 46H165V43L168 41V39L169 38H167ZM224 34H223V36H225ZM58 36V37H59ZM73 37H74V35H73ZM72 37V38H73ZM100 37V38H99ZM231 37V38H230ZM59 38H61V39H63L62 37H59ZM69 38V39H68ZM163 38V39H162ZM233 38V39H232ZM97 39H99V42L101 41V43L99 44V42H97L98 40ZM159 39V40H158ZM161 39L162 40H164V44H162V41H161ZM230 39V40H229ZM158 40V41H157ZM167 40V41H166ZM159 41H161V42H159ZM155 42L157 43V42H159V43H157L158 45H159V47L160 46H162L161 47V49H156L157 48V45L155 44ZM169 42V41H168ZM167 42V43H168ZM175 42V43H174ZM234 42V43H233ZM98 43V44H97ZM236 43V44H235ZM138 44H142V46L141 47H139V45ZM161 44V45H160ZM175 44V45H174ZM178 44V46H176ZM210 44H211V41L209 42V44L207 45V49H209V51H210ZM143 45H146V46H144L143 47ZM249 45H251V44H249ZM138 46V47H137ZM90 49L92 50V46L90 45ZM108 47V48H107ZM163 47L166 49V52H165V50L163 49ZM209 47V48H208ZM249 46H247V48H248ZM96 48V49H95ZM107 48V49H106ZM181 48V47H180ZM246 48V49H247ZM100 50L101 52H99L98 53V50ZM102 49H106L105 51L104 50H102ZM164 51H163V50ZM148 50V51H147ZM159 50V51H158ZM180 51H181V49H179ZM178 50V52H180ZM110 51V52H109ZM108 53V54H105V53ZM162 52H164V53H162ZM175 52H176V54H177V51H175V49L174 50H172V54H173V58H174V56L176 55L175 54ZM86 52H84L83 53V55L85 54ZM96 53V54H95ZM157 53H161L160 55L159 54H157ZM104 54V55H103ZM151 54V59L153 58V64L155 65L154 67H155V70H156V72H157V75H158V80H159V83H160V85L162 86V91H164V92H162V91H160V93H158L159 94V97H160V95L162 96V97H160V99H159V97L158 96H156V92H155V94H154V91L153 90H155V88H154V86H152V77H151V73H150V70L152 69L151 67H150V65H151V63L149 64V61H150V55ZM175 54V55H174ZM102 55V56H101ZM163 55V56H164ZM178 55V54H177ZM77 57V59L75 58V57ZM159 56V57H158ZM74 57V58H73ZM78 57H80V58H78ZM176 57V56H175ZM162 58H163V60H162ZM248 59H246L245 61H248L249 63H250V68L252 67V69L253 70H249V71H251L250 73L253 75H251L249 72H248V74H250V76H249V80H250V83H251V85H252V90H253V92H255V96H256V99L258 100L259 98H260V100L259 101H257L258 102V107H263L264 108V63H263V60H264V57H263V55L261 54V56H259V55H257V54H254V55H252V56H249V57H247ZM159 60V61H158ZM162 60V64H161V61ZM174 61V63H175V61L177 60V57H176V59L174 58L173 59ZM160 63V64H159ZM251 63H253V64H256V68H254L253 67V65H251ZM161 65H163V66H161ZM247 65V64H246ZM249 65V64H248ZM166 68H165V67ZM164 67V68H163ZM165 69V71H166V74L164 75V73H161L162 72V70H164ZM168 71H170V70H168ZM255 71V72H254ZM164 72V71H163ZM161 75V76H160ZM164 76H166L165 78V80H163L164 79ZM252 76V77H251ZM251 77V78H250ZM168 79V80H167ZM254 80V81H253ZM258 80V81H257ZM260 80V81H259ZM164 81V82H163ZM166 82H167V84H166ZM261 84V85H260ZM257 85H259V86H257ZM255 86L257 87V88H255ZM154 89H153V88ZM169 87H168V90H169ZM262 87H263V90H262ZM153 90H152V89ZM166 89V90H165ZM256 89V90H255ZM259 89H261V90H259ZM152 92H153V94H152ZM260 92H262L261 93V95H259V93ZM167 93L169 94V96L167 95ZM157 94V95H158ZM162 94H164V95H162ZM45 95V94H44ZM153 95H154V97H156L155 98V100L157 99H159L160 100V104H158L159 103V100L157 101L156 100V102H154V103H156V104H154L153 103V101H154V97H153ZM258 96V97H257ZM153 99H152V98ZM165 97V98H164ZM149 99V100H148ZM162 99H163V101H162ZM168 99V100H167ZM152 100V101H151ZM162 101V102H161ZM170 101V102H169ZM150 103V105H149V103ZM151 102L154 104V106H151ZM158 102V103H157ZM164 102V103H163ZM169 102V103H168ZM158 104V105H157ZM162 104H166L164 107L166 108V110H168V113L170 114L169 115V119L168 120H164L163 121V118H162V116H163V111H162ZM167 104H168V106H167ZM170 104V105H169ZM147 105H148V107H147ZM160 105L162 106L161 108H160ZM156 106H158V107H156ZM151 107V108H150ZM155 108L157 109L158 108V112H159V114H160V116H157V114H158V112H157V110L155 111ZM153 109H154V111H153ZM161 109V110H160ZM149 110V111H148ZM150 112H151V114H150ZM154 112H157V113H154ZM155 114H156V116L157 117H155ZM158 114V115H159ZM159 117V118H158ZM158 120H159V123H160V125L158 124ZM163 122H162V121ZM170 121V122H169ZM173 122V123H172ZM169 127V128H168ZM151 128H152V130H151ZM101 129H107V128H101ZM101 129H100V131H101ZM175 129V130H174ZM177 129V130H176ZM160 130V129H159ZM175 132H174V131ZM148 131V130H147ZM176 133V134H175ZM98 134V133H97ZM97 134H94V135H97ZM94 135L93 136H91V138H93L94 137ZM178 135V136H177ZM174 136V137H173ZM260 136V138H263L262 136H264V133H260V134H258L257 135V137H259ZM69 137V138H68ZM178 137V138H177ZM227 137H228V141H229V143H234V145H231V144H227V143H225V146L226 145H228V147L226 146V147H222L220 150H222L223 148H225L226 150H228V148L230 147V149H229V151H227V156H225V151H224V153H223V150H222V152L220 151L219 153H218V155L220 154H222L223 156V159L221 158V156L219 157V158H221V159H219V158H217V160L216 161H219L220 162V160H221V162L222 163H224V161L228 158V156H229V158L227 159V162L230 164V165H228V167H227V162L225 161V163H226V165L225 164H222V165H225V166H222L221 165V162L220 163H218V162H216V164H218V166H216L215 167V170L214 171H216V172H219V171H224V172H222V173H224V174H220L219 176H220V178H223L224 179V177H225V174L226 175H228L227 177H225V179L226 178H228L229 177V175H230V177L229 178H232V179H234L235 181H230V179L228 180V183H227V181H226V183H224L225 185L226 184H228V185H230V184H232V186L235 188H233V191L234 192H236V191H242V192H239V193H234V195H236L237 197H238V199H236L235 198V196L234 197H232V193H233V191H232V188H229V189H231V191H229V190H227L228 189V185H226L227 186V188H226V192H229V196H231V197H229V199H230V203H231V201L234 203V201H235V199H236V201H235V204H233V209H232V207H231V209L234 211V206L235 205H237V207L238 208H236V206H235V211L236 210H238V211H234L233 213H235V215L233 214L232 215V217H231V219L230 220H232V219H235V217L237 216V214H239L240 213V216L242 215L241 213H245V211H246V214H244V216L246 217V219H245V217H244V219H243V217H241V219H243V223H241V225L242 224H244V226H237V227H239L237 230H239V232L238 231H236V230H234V227H235V225H234V227H230V229L228 230V231H230V232H228L227 231V234H228V236L229 237H231L229 234H231V230L233 229V231H236L237 232V234L238 235H240L241 236V239H243V240H245L244 239V237L247 235L248 236V238L249 237H252L251 239V241H253L252 243H254L256 240L258 241V243H255L256 244V247L253 245V250H254V253H258L259 254V250H258V247L260 248V249H262V251L264 250V248H263V246H261V244H263L264 243V226H263V224L262 223H264V219L262 220V218H264V210H260L259 211V209H262V206H263V209H264V205H262V204H264V199H263V197H264V191H262V190H264L263 189V187H264V164L262 163V159H264V154L262 155L261 154V152L262 153H264V139H260V138H258V139H260L259 141H258V139L256 140V139H253L254 141H255V143L253 142V141H251L250 139H245L244 138V140H243V138L241 137V138H239L238 136H236L234 133L232 134V133H230V135L228 136L227 135ZM242 141H241V140ZM180 142H178V141ZM233 140V142H230V141H232ZM238 140V141H237ZM250 141V143H247V142H249ZM154 139H151V141L150 142H148L149 143V145H148V148L150 149V151L153 153V154H157V155H160V154H162V149H160L159 147H158V145L157 144H155L154 143ZM168 141V140H167ZM176 141V142H175ZM256 141H258L259 143H261V145L260 144H258V142H256ZM237 143V144H236ZM168 144H169V142H168ZM177 144H178V146H177ZM248 144V145H247ZM256 145V146H253V145ZM176 145V146H175ZM180 145V146H179ZM242 145H244V147H242ZM247 145V146H246ZM181 146H182V148H181ZM232 146V147H231ZM250 146H251V148H250ZM245 147H247V149L245 148ZM255 147V148H254ZM178 148H180V149H178ZM234 148V149H233ZM260 148V149H259ZM134 150H135V148H133ZM232 149H233V152H234V150H235V155H234V153L233 152H231L232 151ZM244 149H246V150H244ZM159 150H161V152L159 151ZM180 151V153H178V151ZM135 152L137 153V155H138V152L135 150ZM160 152V154H158ZM182 153V154H181ZM229 153V154H228ZM177 154V155H176ZM180 154V155H179ZM261 154V156L263 157V158H261L260 159V157L258 156V155H260ZM258 156V158L257 159H255V157L256 156ZM57 156V153H55L54 154V157H56ZM139 156V155H138ZM253 156H254V158H253ZM140 157V156H139ZM181 157V158H180ZM234 157V158H233ZM141 159H142V161L145 163V165L147 166V168H148V170H152V168L150 169V166L151 165H149V164H147L146 163V160L144 159V158H142V157H140ZM224 158H225V160H224ZM252 158V159H251ZM180 159H183V161H185V163H183V161H181ZM259 159V160H258ZM248 160H250L249 162H248ZM252 160H253V163H252ZM238 161V162H237ZM255 161H256V164L254 165V163H255ZM259 161V162H258ZM261 161V162H260ZM260 163L262 164V165H260ZM181 164H183V165H181ZM185 164V165H184ZM249 164V165H248ZM259 164V165H258ZM180 165V166H179ZM234 167H233V166ZM184 166L186 167V168H184ZM258 166V167H257ZM263 166V167H262ZM168 167H170V166H168ZM168 167L167 168H164V170L163 171H165V169H166V171H168L169 169L171 170V168H169L168 169ZM180 167V168H179ZM218 167V168H217ZM221 167V168H220ZM222 167H226V169H229V170H221V169H223ZM236 167V168H235ZM248 167H251V169H253V170H251L252 171V173L251 174H249V171H248ZM253 167V168H252ZM182 168V169H181ZM232 168V169H231ZM238 168V169H237ZM256 168H257V170L258 171H256ZM174 169V170H175ZM183 169H185V170H183ZM225 169V168H224ZM234 169V170H233ZM236 169V170H235ZM263 169V170H262ZM205 170V169H204ZM52 171H53V173H54V171H56V172H61V173H63V175H61V177H60V174H59V179H58V181L56 180V182H52L51 183V187H50V189H54L57 193L56 194H53L50 198H46V197H43L42 195H38V198L36 199V200H34L33 201V204L37 207V211H36V213L37 214H39V217L41 218V216L43 217L42 219H45L46 220V222L47 223H49L50 224V226H51V232L49 233V238H54L55 237V235L57 234L58 236H60V234H59V232L61 231V232H63L64 231V229H69L68 228V225L71 223V221L72 222H74V219H75V222L74 223H76V224H74V223H71L70 225H69V227L71 226V228L70 229H73V226L74 227H76V228H78V230L80 231V229L82 228H80V226H83V228L82 229H86V224H88V226H87V229H86V231H83V230H81L82 231V233L84 234V233H86V242H89L90 240H92V239H94V237H99V236H97V234L99 235V233L98 232H103V231H106L110 226H112L113 225V227H116V224L115 223H110L109 221H108V217H106V215L104 214V213H99L95 208H93L92 206H91V204L90 203H82V201H80L79 200V198L71 191L72 190V188H71V185H70V181H69V179H68V176L67 175H65L66 174V171H65V169H62V168H60V167H57V168H55V169H52ZM165 171V172H166ZM182 171V172H181ZM183 171H185V172H183ZM225 171H226V173H225ZM233 171V172H232ZM254 171V172H253ZM178 172V173H177ZM206 172L208 173V171L207 170H205L204 172H202L203 174H206ZM210 172H212V171H210ZM209 172V173H210ZM227 172L229 173V174H227ZM237 172H239L238 174L240 175L239 176V180L238 179H235V178H237ZM154 173V171L152 170L151 172H150V174H152L153 176H156L157 174H153ZM180 173V174H179ZM184 173H187L188 175H185ZM184 174V175H183ZM232 174H233V176L234 175H236V176H234V177H232ZM223 175H224V177H223ZM262 175V176H261ZM152 176V177H153ZM186 176V177H185ZM181 177V178H180ZM184 177V178H183ZM257 177V178H256ZM186 178V179H185ZM219 178V177H218ZM156 179H158V178H156ZM155 177H154V183L156 182L155 180ZM183 179H184V181H183ZM231 179V180H232ZM224 180H221L220 179V182L221 181H223L224 182ZM256 180V181H255ZM258 180V181H257ZM186 181V182H185ZM188 181H190V183L189 184H185V183H187ZM238 181H240L239 183H238ZM262 181V182H261ZM223 182H221V184L224 186V188L226 187L224 184H223ZM231 182V183H230ZM233 182H236V183H233ZM238 183V184H237ZM241 183H244V184H242V185H244V186H242L241 185ZM185 184V185H184ZM252 184H253V187H252ZM261 184V185H260ZM242 186V187H238V186ZM257 185V186H256ZM260 185V186H259ZM186 186V187H185ZM231 186V185H230ZM229 186V187H230ZM237 186V187H236ZM257 187V188H256ZM260 189H259V188ZM240 188H242L241 190L238 189ZM259 189V190H258ZM260 190H261V192L263 193V195H260V194H262V193H260ZM187 191H188V193H187ZM259 191V192H258ZM191 192V193H190ZM257 192L259 193V196H260V198H258L259 196L257 195ZM189 194V195H188ZM231 194V195H230ZM238 194H240V196H241V198H240V196H238ZM243 195H246L247 196V198H248V200H245L246 199V196H245V199H244V196ZM257 195V196H256ZM191 197V198H190ZM231 198H233L234 199V201H233V199H231ZM240 199H242V200H240ZM238 200H239V202H238ZM258 200H259V202L260 203H258ZM243 201V202H242ZM244 201H248V203L246 202V203H244ZM191 202V203H190ZM238 202V203H237ZM263 202V203H262ZM242 203V204H241ZM262 203V204H261ZM74 204H76L77 206H73ZM160 204V206H162ZM170 204V203H169ZM245 204V205H244ZM249 205V207L247 206V205ZM259 206H258V205ZM64 205H66V206H64ZM69 205H72L76 210L74 211L75 213H77V214H75V216L77 215L78 217H77V219L79 218V220H76V217L75 216H73V215H71V214H73V207H72V210H71V212L72 213H70L69 212V214L72 216V217H75L73 220H71L70 218H71V216H70V220L68 219L67 221H68V223H64V225L66 226V224H68L67 226H66V228H63L62 226H59L58 225V220H57V217H58V214L60 213L59 212V209H60V206H62V207H70ZM242 206V207H241ZM247 207V209H246V207ZM24 207H26V206H24ZM23 207V208H24ZM28 207V206H27ZM192 208V209H191ZM241 208V210L243 209V212H240L241 210H239ZM28 209H29V207H28ZM244 209H245V211H244ZM250 209V210H249ZM25 210H27V209H25L24 208V210H20L21 212H19L18 211V214H20V213H22L23 215L25 214V215H29L30 216V214H29V212L28 211H25ZM35 210V209H34ZM173 210V207H172V209H171V211ZM23 211V212H22ZM253 211V212H252ZM262 211V212H261ZM24 212H26V213H24ZM28 212V213H27ZM79 212V213H78ZM255 212V213H254ZM262 214H261V213ZM22 214H20L19 216H21L22 218H25V215L23 216ZM68 214V215H69ZM160 215V214H159ZM163 215L165 216L164 218H166V219H163L162 220V218H163ZM192 215H194V216H192ZM256 215V216H255ZM263 215V216H262ZM0 224L3 226V230H5V232L7 231V233H9V232H11L10 233V235L11 234H14L13 236H15V232H16V230H15V227H14V224L16 223H18V222H16V220L14 221V219L16 218H13V220H11L9 217H7V219H5V217H3L2 218V216L0 215ZM28 216H26V218H27ZM123 217V216H122ZM121 216H119V218H118V216L117 217H115V221L117 220V219H119L118 220V222H120V220H121V222L120 223H123V220L121 219L122 218ZM193 217H195V218H193ZM253 217V218H252ZM67 218H68V216H67ZM83 218V219H82ZM117 218V219H116ZM240 218V217H239ZM1 219L4 221H2L1 222ZM87 219H88V223H86L87 222ZM195 219V220H194ZM252 220V222L251 221H249V220ZM8 220H10V221H8ZM83 222V220H84V222H85V224H84V222L82 223V225H81V221ZM246 220V221H245ZM254 220V221H253ZM70 221V222H69ZM168 221H167V224H168ZM233 221V220H232ZM7 222V223H6ZM8 222H10V223H8ZM79 222V224H77ZM249 222H251V224H253V225H251L250 226V230H248L247 232H245L244 234L243 233H241V227L243 228H246V225H247V227H249ZM89 223H91V225L89 224ZM165 223V224H164ZM246 223V224H245ZM258 225H257V224ZM72 224H74L73 226H72ZM79 225V227H77V226ZM115 225V226H114ZM177 225V226H176ZM84 226H85V228H84ZM94 226V227H93ZM150 226V225H149ZM260 226V227H259ZM13 227H14V229H13ZM88 227H91V228H88ZM118 227V226H117ZM146 227V226H145ZM165 227H166V229H165ZM177 229L178 231H176V229H175V232H174V229ZM93 228V229H92ZM107 228V229H106ZM167 228H169V229H167ZM197 228H198V230H197ZM252 228V229H251ZM257 228V229H256ZM69 229V230H70ZM104 229H106V230H104ZM143 229V230H142ZM236 229V228H235ZM254 229H256V230H254ZM13 230V231H12ZM91 230V231H90ZM120 232H119V231ZM126 232H125V231ZM137 230V231H136ZM138 230H139V232H141L140 230H142V233L143 234H145V237H143L142 236V233L140 234L139 232H138ZM163 230H167V236H166V231H164V235H163V233H161L163 236L161 237V235H159L160 234V232H162ZM173 230V231H172ZM243 230V232L244 231H246V229L244 230V229H242ZM9 231V232H8ZM128 231H129V235L130 236H128L127 234H128ZM134 231L137 233V235H136V233L134 234ZM171 231V232H170ZM117 232V233H116ZM118 232H119V234H118ZM121 232H124V233H121ZM131 232V233H130ZM169 232V233H168ZM248 232H249V235H248ZM127 233V234H126ZM159 233V234H158ZM240 233V234H239ZM259 233V234H258ZM116 234H118V236H114V235H116ZM124 234V235H123ZM134 234V235H133ZM170 234V235H169ZM199 234V235H198ZM226 233H225V235H227ZM234 234V235H233ZM233 234H231L232 235V237H237L238 238V235H235L236 233L235 232H233ZM242 234V235H241ZM246 234V235H245ZM85 235V234H84ZM155 235H157V236H155ZM245 235V236H244ZM259 235L261 236V237H259ZM107 236V237H106ZM123 236H126V237H124V239H125V245L123 244L124 242H119V240L120 239H122L123 238ZM133 238H132V237ZM174 236H176L175 238H173ZM179 236V237H178ZM239 236V237H240ZM246 236V237H247ZM90 237V238H89ZM93 237V238H92ZM118 237H120L119 239H118ZM128 237V238H127ZM129 237H131V242H128V241H130L129 240ZM142 237H143V239H142ZM154 237H157V238H154ZM160 237H161V239H160ZM178 237V238H177ZM245 237V238H246ZM92 238V239H91ZM117 239L116 240V242H115V240L114 239ZM135 238H136V240H135ZM140 238H141V240H140ZM153 238V239H152ZM256 238V239H255ZM261 238H263L262 240H261ZM89 239V240H88ZM147 239V238H146ZM146 239H144V240H146ZM260 239V240H259ZM132 240H134V241H132ZM141 242H140V241ZM183 240V241H182ZM200 240V241H199ZM246 240H249L250 241V238L249 239H246ZM244 241L245 243L244 244H246V242L247 241ZM112 241H114V242H112ZM121 241V240H120ZM122 241H123V239H122ZM137 241V242H136ZM139 241V242H138ZM181 242V243H180ZM182 242H184V243H182ZM262 242V243H261ZM115 245V244H119V245H117V246H119L118 248H120V246L122 247L121 249L123 250H121V249H118L117 247H115L114 246V248L112 249L111 247H112V245L113 244ZM120 243H122V244H120ZM126 243H129L128 245L126 244ZM134 243H139V244H142V245H138V247H137V245H135ZM252 243H250V242H248V245H244V246H247L248 248H249V246H252V245H250V244H252ZM104 244V246H102ZM111 244V245H110ZM132 244V245H131ZM123 245V246H122ZM133 245H135L134 247H133ZM258 245V246H257ZM264 245V244H263ZM106 246V247H105ZM124 246H126L125 248H124ZM141 246H143L142 248H140ZM154 247V248H153ZM262 247V248H261ZM128 248H129V252L128 251H125L124 249H126V250H128ZM139 248V250L141 249V252H138L139 250H137V251H135L136 249H138ZM181 248H182V250H181ZM183 248H187V249H183ZM189 248V249H188ZM251 248V249H252ZM153 249H155V250H153ZM257 249V251H255ZM108 250V251H107ZM114 250V251H113ZM120 251V253H119V251ZM184 250H186L187 252H184ZM166 251H168L167 253H166ZM172 251V252H171ZM174 251V252H173ZM252 250H250L249 252L251 253V254H254V253H252L251 252ZM100 252V251H99ZM121 252L123 253V254H125L126 255V253H127V256L125 257V255H122L121 254ZM169 252H171L172 253V256H173V260H172V256H171V253H169ZM116 253L118 254L117 256H116ZM137 253H135L134 255H136ZM141 253V254H140ZM260 253H261V250H260ZM100 254V253H99ZM98 254V257L101 255H99ZM106 254V255H105ZM130 256H129V255ZM132 254V255H133ZM143 254H144V252H143ZM262 254H263V252H262ZM262 254H260L261 256H263ZM114 255H115V258H114ZM121 255H122V258H123V256L125 257V260H124V258L122 259L121 258ZM169 255V256H168ZM118 256H120V258L121 259H119V257ZM101 257L103 258V256L101 255ZM100 257V258H101ZM113 257V258H112ZM168 257H170V258H168ZM118 258V259H117ZM175 258V259H174ZM97 259H99V258H97ZM106 259H107V261H106ZM112 259H113V261H116V262H113L112 261ZM116 259V260H115ZM127 259V260H126ZM33 260H34V258L31 256V255H29V257L27 256V257H25V259L23 260L26 264H35L34 262H33ZM108 260L109 261H111V262H108ZM126 261L125 263H123L124 261ZM156 260H158V259H156ZM99 261V260H98ZM120 263H119V262ZM182 261H183V263H182ZM91 262V261H90ZM97 264V263H96Z\"/></svg>","mask_w":264,"mask_h":264},{"label":"built area","instance_id":"2783aa9c","mask_svg":"<svg viewBox=\"0 0 264 264\" xmlns=\"http://www.w3.org/2000/svg\"><path fill=\"white\" fill-rule=\"evenodd\" d=\"M87 147L78 166L101 198L123 197L126 193H133L138 198L145 195L154 180L132 148L128 134L105 129L94 136ZM0 264H13L1 248Z\"/></svg>","mask_w":264,"mask_h":264}]
</instances>
